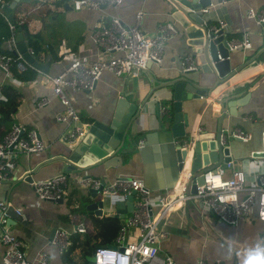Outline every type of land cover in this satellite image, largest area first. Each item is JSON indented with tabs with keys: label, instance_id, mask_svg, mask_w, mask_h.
<instances>
[{
	"label": "crops",
	"instance_id": "crops-1",
	"mask_svg": "<svg viewBox=\"0 0 264 264\" xmlns=\"http://www.w3.org/2000/svg\"><path fill=\"white\" fill-rule=\"evenodd\" d=\"M63 1L19 0L13 8L15 12L16 7L29 31L39 33L41 51L35 57L42 62L50 61L47 72L29 67L35 69L36 73L33 78L25 80L13 72L12 76L7 75L0 68V100L7 99L3 91L4 85H10L14 89V101L9 103V119L2 123L0 121V135L9 129L12 123H21L36 128L45 144L43 149L30 154L18 153L10 179L0 182V199L7 200L20 210L21 217L14 212L17 219H9L8 229L25 243V256L33 259L39 250L46 249L49 253V264L65 262L64 253L59 254L56 247L49 243L54 228L63 227L73 233L78 232L75 231L78 226H83L86 230L92 228L94 220L84 210L72 208L71 202H76L79 197L77 195L82 194L80 188H75L72 194L67 191L63 200L55 201L40 198L31 185L33 180L60 173L62 161L55 156L67 152L68 149V143L62 138V133L70 126L67 122L57 119V114L64 108L63 104L57 97H52L46 104H38L41 96L52 94V83L46 74H57L76 57L84 60L94 59L98 47L90 33L93 28L107 24L112 15L119 16L124 24H131L135 20V13L141 10L143 33L145 36H151L160 23L171 18L172 6L170 0H121L116 5H104L101 9H64ZM251 6L263 7L264 0H211L207 10H201V13L205 22L211 25H218L219 21L223 20L227 38L241 36L243 32H247L251 46L246 50L253 52L263 42V24L247 16V8ZM24 40L26 41L25 33ZM1 47H6V43L3 42ZM111 53L113 52H108L107 55ZM185 53H191L196 59L194 47L186 42L185 37L175 33L165 42L162 60L152 62L145 70L128 74L104 71L93 88L72 90L66 87L64 91L83 120L103 119L114 111L118 100L125 102V109L121 113V116H124L134 101L140 102L146 97L147 106L142 109L141 120L134 121L131 137L142 138L143 142L149 141L151 145L157 146L154 149L156 151L158 145L150 134L159 126L156 104L160 103L161 108L165 107L166 102L170 104L171 86H160L153 89L149 96L148 94L153 85L170 80L181 72L180 61ZM232 57V61L242 59L239 53L232 54ZM256 68L258 67L249 69L230 82L235 84L250 79L259 71ZM148 75L152 77V81ZM234 92L232 96L226 97L228 102L225 101L223 105L210 97L184 100L182 110L190 122H194L195 127L214 131L220 115L219 110L224 106L226 109L222 121L223 128L239 126L251 134L247 141L231 140L230 154L236 166L243 168L248 177L252 178L255 170H264V156L256 154L264 151V70L249 86ZM137 147L136 143L132 152L124 153L121 157L117 155L119 158L113 157L110 162L113 160L114 165H100L84 173L90 172L105 181L117 176H139L153 196L172 192L181 175L174 177V183L171 184L172 174L161 160L160 149L158 153H154L148 148L144 152V160ZM230 172V168H227L226 174L229 175ZM73 174H68L69 188L73 184ZM164 182H167L166 186L159 185ZM103 198V214L93 213L96 216L108 215L114 209V202L125 197L123 194H104ZM158 209V205L154 206V211ZM130 214L131 211L128 216ZM161 227L165 229L166 236L159 242L158 253L161 256L170 255L173 264H198L199 260H203L205 264H228L219 247L225 237L237 236L247 244L255 239L257 233H264V222L257 219L255 206L251 208L249 219L233 225L219 221L215 213L203 212L198 204L191 200L179 202L165 216ZM81 232L84 231L79 233ZM125 237L127 240H136L138 229L134 226L127 227ZM3 251L4 245L0 240V264ZM68 262L71 264L72 261ZM233 264L236 262L233 261Z\"/></svg>",
	"mask_w": 264,
	"mask_h": 264
},
{
	"label": "built area",
	"instance_id": "built-area-1",
	"mask_svg": "<svg viewBox=\"0 0 264 264\" xmlns=\"http://www.w3.org/2000/svg\"><path fill=\"white\" fill-rule=\"evenodd\" d=\"M3 0H0L2 2ZM75 9L89 8L101 9L104 5H116L121 0H68ZM226 1V0H222ZM206 11L207 7L201 9ZM0 14L8 22L9 36L5 39L6 49L9 53L0 54V68L5 74L12 76L11 66L23 70L34 67L24 58L17 48L15 39V25L8 20L6 13L0 6ZM143 12L135 13V20L131 24L122 23L117 15H112L107 24L93 28L90 36L98 47L97 55L92 60L73 58L57 74H46L52 83V94L41 96L38 104H46L52 97H57L64 108L57 114V119L67 122L69 128L62 133V138L67 142L79 140L86 132L88 122L81 119L71 99L64 91L66 87L72 90H84L94 87L96 81L104 71L115 74H128L132 71L145 69L148 61L160 62L166 40L175 34V27L171 21L160 23L153 35L145 36L141 26ZM247 16L262 24L264 22V6L260 8L248 7ZM225 22L219 21L213 25L214 29L223 28ZM230 49L242 46L247 49L251 41L247 32L241 36L230 37L227 40ZM30 52H32L30 50ZM108 52H113L107 55ZM181 71L194 69L197 63L191 53H185L180 61ZM1 96V94H0ZM200 98H204L200 96ZM162 111H166L162 107ZM227 137H236L247 141L250 132L236 126L222 131L220 140L224 143ZM139 146L142 145L140 141ZM45 144L40 138L36 128L21 123H12L11 127L0 135V182L10 179L19 152L30 154L43 149ZM230 168L229 175L226 169ZM252 178L247 172L236 166L231 157L225 165H217L203 173V181L196 185L194 191L186 190L187 174L183 172L179 183L172 192L151 195V190L144 184L139 176H117L109 181L99 177L74 178L77 184L100 189L102 194H131L134 207L125 222L121 224L116 236L110 245L99 244L94 249L93 264H173L170 255L161 256L158 253L159 242L166 236V231L161 227L165 216L181 201L191 200L205 211L215 213L219 221L228 224H237L250 217L252 206L256 207V217L264 222V170L254 171ZM68 174L58 173L42 179L33 180L31 185L34 192L44 199L63 198L67 193ZM73 179V178H72ZM158 210L154 211V206ZM9 202L0 199V240L4 245L2 264H49V253L46 249L37 252L33 259H28L23 251L25 243L13 234L6 224L8 219ZM20 212L18 208H15ZM151 212V215H150ZM134 226L138 229L136 240H127L125 233L127 227ZM83 226H78L75 231H83ZM72 231L63 227H56L49 243L54 245L59 254H63L70 245ZM63 264H70L65 261ZM198 264H205L199 260Z\"/></svg>",
	"mask_w": 264,
	"mask_h": 264
},
{
	"label": "water",
	"instance_id": "water-1",
	"mask_svg": "<svg viewBox=\"0 0 264 264\" xmlns=\"http://www.w3.org/2000/svg\"><path fill=\"white\" fill-rule=\"evenodd\" d=\"M18 1L0 2V6L11 22L14 20L13 8ZM170 1L172 6L169 21L174 24L175 33L185 37L186 42L194 47L197 67L181 71L170 80L151 87L148 96L153 89L164 85H170L172 92L170 104L169 102L165 103L166 111L161 110L160 103L156 104L159 126L150 134L155 138L154 142L158 145V149L154 151L157 146L151 145L149 141L143 142L142 138L135 139L131 137L134 121L141 120L142 109L147 106V98L144 97L140 102L134 101L133 106L126 110L124 116H121V113L125 109V102L124 100H118L114 111L103 119L88 118L85 120L88 124L83 137L76 141L67 142V152L55 156L56 159L62 161L60 173H74L73 177L76 176V178L99 177L91 175L90 172L84 173V171L100 165L105 167L114 165L113 160L110 162L113 157H117V155L121 157L124 153L132 152L137 143L138 152H140L143 159L144 152L148 148L152 149L154 153H158L160 149L161 160L172 174L170 183H174L172 182L174 177L177 178L183 172H186V190L194 191L196 185L202 183L203 173L206 170L217 165H225V162L231 158V140L239 141L241 139L227 137L224 143L220 140L222 131L228 129H224L222 126L226 108L222 106L219 110L220 115L217 118L216 129L208 131L201 127H195L194 122H190L187 114L182 110V103L184 100L203 96L205 99L208 97L212 100L216 99L220 105H223L227 101L225 100L226 97L235 94L234 91H240L243 87L249 86L264 70V22H262L263 42L253 52L247 51L242 46L230 49L224 29L221 27L215 30L213 24H208L203 19L201 9L210 5L211 0ZM62 6L64 9L73 7L68 0H64ZM15 39L17 48L24 58L39 71L47 72L50 61H39L30 52L24 40L22 29L18 28L16 30ZM235 53H239L242 59L232 61V54ZM152 62L154 61H148L146 66H150ZM255 67H258L256 69L259 71L250 79L235 84L230 82L233 78L238 79L246 71ZM149 78L152 81V77ZM140 141L142 145L139 146ZM256 154L264 156V151L256 152ZM165 183L167 184V182H164L159 185L166 186ZM72 185L74 189L80 188L82 193L77 195L79 197L73 203L75 210L82 209L85 213L103 214L105 201L104 194L101 193L100 189L85 187L75 181ZM134 193L135 191H132L124 199L116 200L114 209L108 215L119 218L121 224H123L128 217V212L133 210ZM61 200H63L62 197L55 199V201ZM14 212L21 217V213L17 212L12 204H9L7 225H9V219L12 221L17 219ZM54 230L55 228L50 236L53 235ZM97 245L99 244L95 246ZM107 245H110V243H107ZM87 259L93 263V254L87 255Z\"/></svg>",
	"mask_w": 264,
	"mask_h": 264
},
{
	"label": "trees",
	"instance_id": "trees-1",
	"mask_svg": "<svg viewBox=\"0 0 264 264\" xmlns=\"http://www.w3.org/2000/svg\"><path fill=\"white\" fill-rule=\"evenodd\" d=\"M3 1L7 2L10 0ZM12 23L15 25V31L18 28L24 31L28 49L31 50L34 55L38 54L41 51L40 35L38 32H31L28 30L27 23L24 21L21 15H18L16 7L14 12V20ZM10 32L11 31L9 29L7 20L2 14H0V54L9 53L15 55L14 52L8 51L5 47H1V44L5 42V39L9 36ZM11 71L17 77L25 80L33 78L36 73L35 69L29 67H26L24 70H18L16 68L15 62L12 63ZM3 91L6 94L7 99L0 100L1 123L9 119V103L14 101V89L10 85H4ZM72 192H74V186L71 184L70 188L68 187V194H72ZM73 203L74 202H71V204ZM72 208L75 210L74 205H72ZM87 215H91L94 220L92 228L86 230L83 227L84 232L81 233H79V231H73L71 234V243L63 254L64 261H72L71 264H93L87 259V255L94 253L96 244L111 243L121 226L119 218L114 216H96L93 213H87Z\"/></svg>",
	"mask_w": 264,
	"mask_h": 264
},
{
	"label": "clouds",
	"instance_id": "clouds-1",
	"mask_svg": "<svg viewBox=\"0 0 264 264\" xmlns=\"http://www.w3.org/2000/svg\"><path fill=\"white\" fill-rule=\"evenodd\" d=\"M219 247L228 264H233V261L236 264H264V233H257L255 239L247 244L237 236L225 237Z\"/></svg>",
	"mask_w": 264,
	"mask_h": 264
},
{
	"label": "rangeland",
	"instance_id": "rangeland-1",
	"mask_svg": "<svg viewBox=\"0 0 264 264\" xmlns=\"http://www.w3.org/2000/svg\"><path fill=\"white\" fill-rule=\"evenodd\" d=\"M71 1V0H70ZM162 223V222H161Z\"/></svg>",
	"mask_w": 264,
	"mask_h": 264
}]
</instances>
